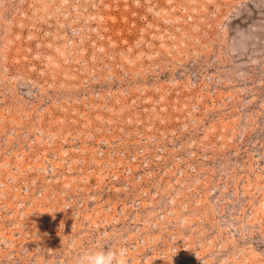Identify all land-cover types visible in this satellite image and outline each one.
<instances>
[{
  "label": "rangeland",
  "instance_id": "374dc122",
  "mask_svg": "<svg viewBox=\"0 0 264 264\" xmlns=\"http://www.w3.org/2000/svg\"><path fill=\"white\" fill-rule=\"evenodd\" d=\"M98 244L264 264V0H0V264Z\"/></svg>",
  "mask_w": 264,
  "mask_h": 264
},
{
  "label": "clouds",
  "instance_id": "9594fccd",
  "mask_svg": "<svg viewBox=\"0 0 264 264\" xmlns=\"http://www.w3.org/2000/svg\"><path fill=\"white\" fill-rule=\"evenodd\" d=\"M130 259L126 246L113 248L98 244L95 248L83 251L76 264H130Z\"/></svg>",
  "mask_w": 264,
  "mask_h": 264
}]
</instances>
